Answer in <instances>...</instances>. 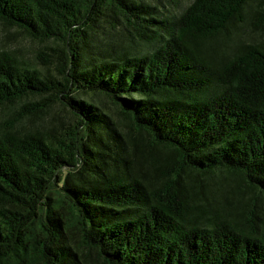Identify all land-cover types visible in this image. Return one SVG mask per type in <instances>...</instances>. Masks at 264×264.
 <instances>
[{
	"label": "trees",
	"instance_id": "16d2710c",
	"mask_svg": "<svg viewBox=\"0 0 264 264\" xmlns=\"http://www.w3.org/2000/svg\"><path fill=\"white\" fill-rule=\"evenodd\" d=\"M251 1L0 0V264H264Z\"/></svg>",
	"mask_w": 264,
	"mask_h": 264
},
{
	"label": "rangeland",
	"instance_id": "374dc122",
	"mask_svg": "<svg viewBox=\"0 0 264 264\" xmlns=\"http://www.w3.org/2000/svg\"><path fill=\"white\" fill-rule=\"evenodd\" d=\"M191 0H175V2H165L164 5L165 9H169L173 14H178L182 11V9L190 3ZM258 3L253 0L245 5L243 10V20L233 25L231 30L229 31V35L224 41L226 42L227 39L229 43L233 44L240 41H248L258 38H264V32L257 30L255 27V20L253 13L257 8ZM14 40L11 37H7L6 32L2 31L0 27V43H5L11 45Z\"/></svg>",
	"mask_w": 264,
	"mask_h": 264
}]
</instances>
